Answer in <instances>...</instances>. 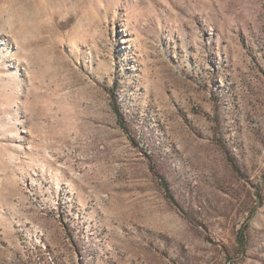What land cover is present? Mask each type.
Returning <instances> with one entry per match:
<instances>
[{"label": "rangeland", "instance_id": "1", "mask_svg": "<svg viewBox=\"0 0 264 264\" xmlns=\"http://www.w3.org/2000/svg\"><path fill=\"white\" fill-rule=\"evenodd\" d=\"M0 264H264V0H0Z\"/></svg>", "mask_w": 264, "mask_h": 264}]
</instances>
